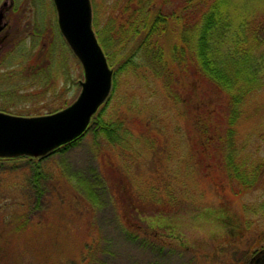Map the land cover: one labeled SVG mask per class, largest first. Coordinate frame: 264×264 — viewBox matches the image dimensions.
<instances>
[{
    "label": "rangeland",
    "instance_id": "1",
    "mask_svg": "<svg viewBox=\"0 0 264 264\" xmlns=\"http://www.w3.org/2000/svg\"><path fill=\"white\" fill-rule=\"evenodd\" d=\"M6 31L36 47L10 64L22 79L0 72V109L36 116L71 104L84 77L53 1L0 0V36ZM178 31L170 22L155 38L179 80L170 78L178 103L145 64L128 68L76 144L42 160L0 162V264H248L264 249V86L233 127L239 158L256 171L245 187L198 136L202 107L213 112L216 99L175 69ZM32 70L42 72L28 78ZM99 115L120 126L117 141L92 124Z\"/></svg>",
    "mask_w": 264,
    "mask_h": 264
},
{
    "label": "trees",
    "instance_id": "2",
    "mask_svg": "<svg viewBox=\"0 0 264 264\" xmlns=\"http://www.w3.org/2000/svg\"><path fill=\"white\" fill-rule=\"evenodd\" d=\"M90 3L92 26L109 66L133 47L129 53L130 59L125 62L127 64L118 66L114 71L112 89L116 87V77L120 71L145 64L153 76L165 80L167 94L178 103L170 78L175 82L179 80L174 78V72L172 78V70L164 61L162 50L155 41L157 36L167 30L170 22L178 25L179 43L174 46L171 58L176 65L175 69L209 88V95L216 99V110L213 112L209 111L208 105L202 107L195 122L198 136L208 149L212 145L211 154L216 152L220 155L218 160L223 163L226 173L232 174L239 179L240 184L248 187L246 185L253 175L255 177L256 171L246 160L239 158L240 152L233 143V127L242 116L247 97L264 86V0H90ZM26 39L27 36L18 38L13 41L18 44L16 48L4 50L5 55L1 57L4 62L0 61V72L4 78L22 79L20 76L23 73L12 70L10 64L24 58L27 47H36L35 38L32 40L29 37L28 43ZM54 59L51 55V61ZM37 71L28 72V78ZM43 72L46 77H50L51 68ZM40 73L33 77H39ZM3 82L8 84L6 79ZM10 109H7L8 112L4 109L0 111L30 116L12 113L13 109ZM54 112L56 111L36 116ZM99 116L94 118L92 124L98 126L103 137L117 141L115 132H119L120 126ZM212 127L215 128L214 131ZM208 133L212 134L209 142ZM77 141L78 139L39 160L63 151ZM3 160L0 159V162ZM11 160L32 159L21 157ZM34 179L37 183V173ZM6 219L8 220L3 219L4 223H12L11 217ZM1 259L0 254V262ZM57 263L66 264L61 260H57Z\"/></svg>",
    "mask_w": 264,
    "mask_h": 264
},
{
    "label": "water",
    "instance_id": "3",
    "mask_svg": "<svg viewBox=\"0 0 264 264\" xmlns=\"http://www.w3.org/2000/svg\"><path fill=\"white\" fill-rule=\"evenodd\" d=\"M64 41L80 64L81 91L67 107L43 116L0 112V159L43 158L78 139L108 99L113 70L92 28L90 0H52Z\"/></svg>",
    "mask_w": 264,
    "mask_h": 264
},
{
    "label": "flooded vegetation",
    "instance_id": "4",
    "mask_svg": "<svg viewBox=\"0 0 264 264\" xmlns=\"http://www.w3.org/2000/svg\"><path fill=\"white\" fill-rule=\"evenodd\" d=\"M8 31H6L3 35L0 36V56L4 53L5 48L14 45V42H11L9 39ZM11 40H14V39H11ZM248 264H264V249L258 251L254 256H252Z\"/></svg>",
    "mask_w": 264,
    "mask_h": 264
}]
</instances>
